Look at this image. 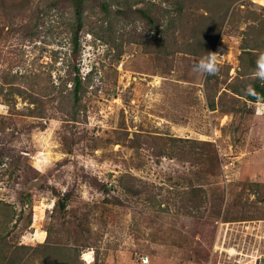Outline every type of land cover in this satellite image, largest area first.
Instances as JSON below:
<instances>
[{
	"label": "rangeland",
	"instance_id": "rangeland-1",
	"mask_svg": "<svg viewBox=\"0 0 264 264\" xmlns=\"http://www.w3.org/2000/svg\"><path fill=\"white\" fill-rule=\"evenodd\" d=\"M263 9L257 0H237L231 7L218 43L227 51L218 71L226 83L239 82L236 77L244 33L253 31V15L264 19ZM233 11L232 18L237 17L228 25ZM52 14L51 20L56 21ZM192 14L200 17L206 12L201 7ZM135 25L147 39L155 35L143 21ZM135 25L132 22L125 31ZM228 31L234 34L228 35ZM116 54L110 45L87 34H81L80 47L73 52L70 35L63 27L46 31L36 43L23 33L0 43V72L11 66L14 71L37 74L42 89L50 85L49 72L56 84L69 64L89 78L86 108L79 123L67 122L61 112L55 119L38 122L26 116L29 104L16 98L19 114L14 116L15 123L23 132L16 146L45 181L42 189L30 192L33 218L27 228L23 227L29 210L20 193L25 187L17 183L12 189L6 178L0 183V200L19 210L24 208L26 213L10 240L39 245L54 207L49 187H55L61 193L70 191L74 206L90 204L102 214L101 219L90 218L94 232L103 233L102 264H142V257H148L150 264H232L236 252L264 255L262 100L248 102L241 114L210 111L204 93L206 74L197 68L203 57L200 51L198 55L176 52L157 61L141 46L130 44L124 46L119 59ZM226 65L231 66L228 75ZM48 110L55 111L50 107ZM8 114L9 108L0 101V116ZM30 125L34 127L30 129ZM115 131L128 132L131 138L143 135V147L114 143L105 146L107 139L116 142ZM65 135L70 146L64 143ZM149 135L211 142L219 152L221 177L216 189L223 190L228 210L219 218H191L186 225L188 244L182 248L172 244L170 235H174L171 232L175 225L169 223L167 213L161 212L168 208L175 211L177 206L173 204L176 197L169 177L183 179V175L191 177L193 173L188 172L189 164L155 156L147 142L151 140ZM98 137L99 146L95 148L93 140ZM121 180L140 195L127 194L120 187ZM147 192L152 197L148 198ZM118 195L122 205L105 203ZM88 253H93V259L85 258ZM82 258L86 264H94V251L85 250Z\"/></svg>",
	"mask_w": 264,
	"mask_h": 264
},
{
	"label": "trees",
	"instance_id": "trees-1",
	"mask_svg": "<svg viewBox=\"0 0 264 264\" xmlns=\"http://www.w3.org/2000/svg\"><path fill=\"white\" fill-rule=\"evenodd\" d=\"M236 2L237 0H0V43L21 33L31 43H36L46 31L53 32L54 28L63 27L70 35L73 52H77L80 47L81 34H87L117 50V59L121 57L124 46L130 44L141 46L145 54L153 56L157 61L176 52L198 55L200 51L204 57L207 53H214L230 9ZM201 7L206 14L200 17L196 13L192 14ZM52 13L56 15V21L51 20ZM234 14L233 11L228 25L236 19L237 16L232 18ZM251 19L254 23L253 31L244 33L245 38L240 47L236 77L239 82L226 83L220 78L218 71L223 67L221 61H216L215 72L205 75L204 93L210 111L241 114L248 102H257L261 98L264 104V80L257 76V58L264 53V19L256 15ZM139 20L155 32L152 38L147 39L137 32L135 23ZM132 22L134 29L125 31L126 26ZM187 29H191L190 34H186ZM227 34L233 35L234 32L228 31ZM10 67L0 72V101L9 108L8 115L0 116V183L6 178L12 189L17 183L25 187V191L20 193L29 213L26 215L24 208L19 210L14 204L0 200V264H86L82 255L88 249L94 251L93 263L102 264L103 233L101 230L100 233H95L90 225L91 216L101 219L102 214L99 215L90 204L83 208L74 206L70 191L61 193L55 187H49L55 201L44 243L31 247L18 245L16 240H10L12 231L20 226L25 215L27 222L23 228L31 226L33 204L30 192L42 189L45 181L43 174L27 163L23 150L16 146L17 139L23 134L15 123L14 116L19 114L16 110V98L29 104L26 116L38 122L55 119L57 112H61L65 114L67 122L79 123L82 111L86 108L89 86V78L81 76L79 69L70 64L65 75L60 76L56 84L52 81V72H49L50 85L44 89L40 86L39 75L14 71ZM225 69L228 75L231 66L226 65ZM55 103L57 105L54 107ZM240 104L242 105L239 106ZM49 107L55 111L51 112ZM32 127L34 125L29 126L30 129ZM115 132L116 142L107 139L105 146L114 143L128 144L137 149L143 147V135L134 134L131 138L128 132ZM148 138L151 139L147 142L155 156L189 164L188 172L193 173L191 177L182 173L183 179L169 177L176 197L173 204L177 206L175 211L168 208L161 212L162 215L167 213L171 218L169 223L175 225L171 232L174 235L169 234L173 238L172 244L182 248L188 244L186 225L191 218H219L228 210L224 206L223 190L216 189L221 177L219 152L211 142L154 135H149ZM68 141L65 135L66 146H70ZM99 141L100 137L93 140L95 148L99 146ZM166 141H170L172 145ZM71 152V149L67 150L68 154ZM120 187L127 194L140 195L135 189L125 186L122 180ZM147 194L148 198L152 197L149 192ZM106 202L123 204L119 195L113 201ZM190 246H193V242Z\"/></svg>",
	"mask_w": 264,
	"mask_h": 264
},
{
	"label": "built area",
	"instance_id": "built-area-1",
	"mask_svg": "<svg viewBox=\"0 0 264 264\" xmlns=\"http://www.w3.org/2000/svg\"><path fill=\"white\" fill-rule=\"evenodd\" d=\"M214 53L219 54L217 56V61H225L223 60L227 53L225 49H222L220 48V46L217 45ZM140 259L142 264H150V259L148 257H142ZM231 259L232 264H264V255L260 254L254 256L243 252H236L232 255Z\"/></svg>",
	"mask_w": 264,
	"mask_h": 264
},
{
	"label": "clouds",
	"instance_id": "clouds-1",
	"mask_svg": "<svg viewBox=\"0 0 264 264\" xmlns=\"http://www.w3.org/2000/svg\"><path fill=\"white\" fill-rule=\"evenodd\" d=\"M216 53H207L201 60L198 62V70H204L205 74H210L216 71L217 69V56ZM257 67L259 69L257 76L259 79L264 80V53L257 58Z\"/></svg>",
	"mask_w": 264,
	"mask_h": 264
},
{
	"label": "crops",
	"instance_id": "crops-1",
	"mask_svg": "<svg viewBox=\"0 0 264 264\" xmlns=\"http://www.w3.org/2000/svg\"><path fill=\"white\" fill-rule=\"evenodd\" d=\"M215 49H216V48H215ZM237 69H238V67H237ZM235 73H236V69H235ZM212 112H213V111H212ZM45 238H46V234H45V236L42 238V241H40L39 245H41V244L44 243ZM18 245L31 246V245H27V244H25V243H18ZM31 247H36V245H32ZM91 254H93V253H91ZM92 259H93V255H92Z\"/></svg>",
	"mask_w": 264,
	"mask_h": 264
},
{
	"label": "water",
	"instance_id": "water-1",
	"mask_svg": "<svg viewBox=\"0 0 264 264\" xmlns=\"http://www.w3.org/2000/svg\"><path fill=\"white\" fill-rule=\"evenodd\" d=\"M260 100H262V99L260 98ZM89 256L92 257V254H91V253L86 254V255H85V258H86V259H89V258H88Z\"/></svg>",
	"mask_w": 264,
	"mask_h": 264
},
{
	"label": "bare ground",
	"instance_id": "bare-ground-1",
	"mask_svg": "<svg viewBox=\"0 0 264 264\" xmlns=\"http://www.w3.org/2000/svg\"><path fill=\"white\" fill-rule=\"evenodd\" d=\"M258 2H260L262 5H264V0H257ZM89 259L91 258L90 256L88 257Z\"/></svg>",
	"mask_w": 264,
	"mask_h": 264
}]
</instances>
